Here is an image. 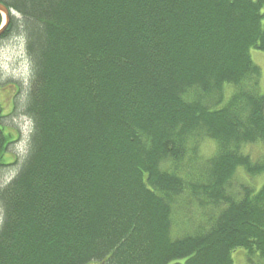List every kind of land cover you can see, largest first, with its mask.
I'll list each match as a JSON object with an SVG mask.
<instances>
[{
	"label": "trees",
	"instance_id": "obj_1",
	"mask_svg": "<svg viewBox=\"0 0 264 264\" xmlns=\"http://www.w3.org/2000/svg\"><path fill=\"white\" fill-rule=\"evenodd\" d=\"M0 3L33 123L0 181V264H264V158L243 149L264 147V0ZM14 135L0 124V165Z\"/></svg>",
	"mask_w": 264,
	"mask_h": 264
},
{
	"label": "rangeland",
	"instance_id": "obj_2",
	"mask_svg": "<svg viewBox=\"0 0 264 264\" xmlns=\"http://www.w3.org/2000/svg\"><path fill=\"white\" fill-rule=\"evenodd\" d=\"M15 17L20 18V15L16 13ZM251 55L253 60L262 69L261 88L264 91V54L258 50H252ZM30 77L31 65L26 53V42L24 37L20 34H16L1 40L0 85H3V87L0 88V112L2 116L0 124L3 126V129H6V131L18 134V136L14 135L7 150H5L6 153L4 156L6 164L0 165L1 182L7 183L15 176L22 161L21 158H23L27 152L33 123L23 112L26 98L28 97L27 88H29ZM199 146L198 154H192L194 159L192 161L189 160L188 162L185 161L188 164H194V162H197L199 159L198 167L200 168L205 164L207 157L215 151V144L212 140L206 139L203 140ZM243 149L245 154H249L255 161H260L264 158V147L261 144L246 145ZM181 166L182 165H179V167ZM243 176V173H239L235 180H232L235 187H238L242 182H245ZM251 184L255 185V188H260L264 184V173L259 174L255 178L252 177ZM185 219L186 223H184L185 220L182 219L184 229L189 224L191 225L186 217ZM201 222L202 221L200 220V223ZM244 255L245 253L242 250L235 252L234 260L236 264H247Z\"/></svg>",
	"mask_w": 264,
	"mask_h": 264
},
{
	"label": "water",
	"instance_id": "obj_3",
	"mask_svg": "<svg viewBox=\"0 0 264 264\" xmlns=\"http://www.w3.org/2000/svg\"><path fill=\"white\" fill-rule=\"evenodd\" d=\"M0 11L4 14L5 16V24L3 25V27L0 29V36L2 35V33L4 32V30L6 29L12 13H14L12 10H10L6 5H4L3 3H0Z\"/></svg>",
	"mask_w": 264,
	"mask_h": 264
},
{
	"label": "bare ground",
	"instance_id": "obj_4",
	"mask_svg": "<svg viewBox=\"0 0 264 264\" xmlns=\"http://www.w3.org/2000/svg\"><path fill=\"white\" fill-rule=\"evenodd\" d=\"M12 11H14L15 12V10H13V9H11ZM257 79V78H256ZM257 81V80H256Z\"/></svg>",
	"mask_w": 264,
	"mask_h": 264
}]
</instances>
